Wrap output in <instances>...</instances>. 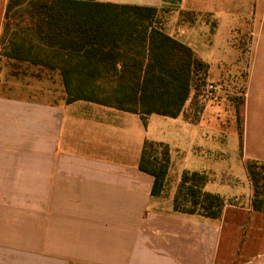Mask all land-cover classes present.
I'll use <instances>...</instances> for the list:
<instances>
[{
  "label": "crops",
  "instance_id": "crops-1",
  "mask_svg": "<svg viewBox=\"0 0 264 264\" xmlns=\"http://www.w3.org/2000/svg\"><path fill=\"white\" fill-rule=\"evenodd\" d=\"M8 1L0 0V47ZM96 1L210 17L192 30L181 25L176 35L209 65L210 82L213 72L220 80L241 68L242 45L233 40L252 34L256 23L260 34L263 24L264 0ZM199 101L195 120L190 101L174 118L183 120L180 171L169 142L146 127L156 114L0 89V264H264V213L252 209L249 178L246 193L219 192L212 168L199 166L210 146L199 140L202 123L214 136L218 119L215 100ZM146 140L170 147L166 196L152 195L154 176L139 167ZM257 144L260 155L250 160L264 161V140ZM185 170L207 171L205 189L227 199L220 219L174 211Z\"/></svg>",
  "mask_w": 264,
  "mask_h": 264
},
{
  "label": "trees",
  "instance_id": "trees-1",
  "mask_svg": "<svg viewBox=\"0 0 264 264\" xmlns=\"http://www.w3.org/2000/svg\"><path fill=\"white\" fill-rule=\"evenodd\" d=\"M17 6L28 14L31 34L16 31L8 57L58 79L67 103L85 100L142 117L178 118L190 101L195 120L209 65L167 31L161 13L171 9L96 0H9L5 31ZM139 167L154 176L152 195H163L169 185V145L146 140ZM245 168L252 209L264 213V161L250 160ZM209 180L206 172L183 171L174 211L220 219L227 199L205 189Z\"/></svg>",
  "mask_w": 264,
  "mask_h": 264
},
{
  "label": "rangeland",
  "instance_id": "rangeland-1",
  "mask_svg": "<svg viewBox=\"0 0 264 264\" xmlns=\"http://www.w3.org/2000/svg\"><path fill=\"white\" fill-rule=\"evenodd\" d=\"M21 10V6L14 7L9 15L8 29L3 31L0 89L8 94L43 97L51 101L61 99L64 91L58 79L54 82L40 68L8 57V53L12 52L14 33L31 34L27 28L28 14ZM161 16L165 20L167 31L175 36L180 33L178 29L181 25L192 30L198 23L211 22L210 17L198 16L194 12L169 10L161 13ZM262 17L260 34L259 23H256L251 27L252 34L246 35L243 40H233L242 45L241 68L225 73L220 80L217 72L211 73L210 79L219 86V90L213 95L207 96L200 89L201 99L215 100L214 111L218 119L213 127L214 136L206 135V122L202 123L199 140L210 142V146L208 150L204 146L206 151L201 153L198 163L201 167L212 168L214 172H206L217 177L219 192L248 191L249 180L245 164L254 154L260 155L256 151L257 141L261 138L264 140V14L261 11L259 19ZM39 74L41 75L38 76ZM146 127L158 140L169 142L175 166L182 171L185 149L183 120L154 115ZM261 154L264 156V152ZM167 190L162 193L164 196L171 192V185Z\"/></svg>",
  "mask_w": 264,
  "mask_h": 264
},
{
  "label": "built area",
  "instance_id": "built-area-1",
  "mask_svg": "<svg viewBox=\"0 0 264 264\" xmlns=\"http://www.w3.org/2000/svg\"><path fill=\"white\" fill-rule=\"evenodd\" d=\"M219 90V86L218 84L214 83V82H206L204 84V86L202 87V92L205 95H213L214 93H216Z\"/></svg>",
  "mask_w": 264,
  "mask_h": 264
}]
</instances>
